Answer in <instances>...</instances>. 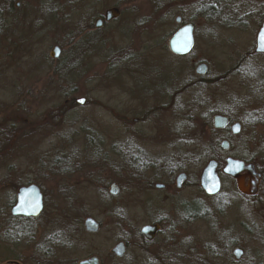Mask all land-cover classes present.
I'll return each instance as SVG.
<instances>
[{
  "label": "rangeland",
  "instance_id": "rangeland-1",
  "mask_svg": "<svg viewBox=\"0 0 264 264\" xmlns=\"http://www.w3.org/2000/svg\"><path fill=\"white\" fill-rule=\"evenodd\" d=\"M130 1L64 0V11L59 16L50 14L51 22L61 20L60 26L51 25L48 40L38 48L32 46L30 32L33 31L27 24L30 20L19 26L17 45L12 49L17 62L11 72L7 69L6 75H2L0 83V127L9 125L12 117H18L17 143L20 140L14 152L17 155L0 170V217L4 213L6 217L9 215V204L15 196L9 186L11 183H38L44 185L48 197L47 217L37 223L38 231L48 230L47 254L55 263L77 264L98 256L101 264H172L176 260L177 264H192L194 260L205 264V260L201 261L204 255L207 257L213 252L214 257H218L215 263L219 264L222 263L219 259L222 258V245L219 248L217 243L233 242L223 250L230 255L225 264H264V183L252 202L234 179L222 176V191L215 198L205 196L199 184L203 168L212 159V144L218 142L220 146L223 140L230 143V150L218 152L215 159L222 162L228 157L254 160L258 161L260 169L264 168V57L246 61L241 58L254 52L256 34L264 20V0H240L236 8L215 18L188 4L180 5L179 9L172 5L171 12H181L186 21L193 22L196 27L192 53L178 58L159 44L167 43L178 28L174 17L171 21L160 20L163 12L156 13L154 0ZM114 6L121 9L122 15L100 31L99 41L103 46L81 55L79 65L68 70L65 60L71 55L73 44L70 42L76 28L94 26L96 18ZM40 16L34 14L35 18ZM156 21L164 22L162 27L165 28L148 29L153 28ZM130 44L131 52L126 54ZM56 46L61 49L58 59L52 57ZM130 54L137 58L132 65L126 58ZM42 55L50 60L49 68L43 73L35 68ZM200 64L208 67L205 81L183 90L173 113L167 112L160 119L155 117L152 111L166 105L171 92L174 94L186 82L191 83L197 77L195 70ZM192 71L193 78L190 77ZM207 82L211 86L206 87ZM45 87L48 91L43 98ZM130 90L134 95L129 94ZM86 96L90 102L79 105L80 112L68 117L60 115L66 99ZM198 99L195 107L194 100ZM218 112L243 125L241 139L234 138L229 130L212 136L203 127V123L212 122ZM43 114L49 125L48 136L32 142L22 140L28 133L26 121L41 120ZM144 116L162 121L163 128L167 123L171 125V145L169 142L163 145L161 140L156 143L162 148L132 139L124 143L121 127L115 126L120 123L118 119H143ZM166 127L168 135L169 127ZM135 129L145 137L160 133L153 124H138ZM89 142L98 151L102 150L101 153H133L128 158L129 174L119 169L110 172L99 168L90 179L87 168V173L76 172L68 182L63 181L56 172L63 166H87L86 161L95 159L94 154L100 160V153L87 148ZM138 149L166 153L161 161L172 159L175 162L173 171H138L136 166L143 168V160L136 154ZM181 172L187 174L188 181L182 190L175 189V201L171 204L147 205L144 202V205L141 202L145 194L136 188L132 190L127 183L121 185L118 198L109 195L111 177L120 180L128 175L130 183H139L140 177L145 176L169 183ZM244 183L248 186L247 179ZM162 195L170 196L168 192ZM182 203H199L192 212L202 206L204 217L199 213L193 217L195 219H186ZM88 217L100 223L104 230L96 235L86 233L83 223ZM157 220H166L175 226L174 243L171 249L157 252L155 248L162 240L160 237L149 246V251H142L139 230ZM64 230L71 231L70 247L66 246L67 236L58 237ZM41 238L39 235L36 239ZM54 240L66 242L58 245L52 243ZM119 242L127 244L122 259L111 254ZM237 248L244 252L240 260L233 256ZM19 253L26 256L34 254V250L23 249Z\"/></svg>",
  "mask_w": 264,
  "mask_h": 264
},
{
  "label": "flooded vegetation",
  "instance_id": "flooded-vegetation-1",
  "mask_svg": "<svg viewBox=\"0 0 264 264\" xmlns=\"http://www.w3.org/2000/svg\"><path fill=\"white\" fill-rule=\"evenodd\" d=\"M96 1H100V0H96ZM136 1L137 0H131L130 2H136ZM154 1H155L156 13L157 12H163V15H161L160 20H163L165 18V19L171 21V19L174 17V22L178 26V28L172 33V36L183 26L192 25L193 29H194V38H195V42H196L195 24L193 22L186 21L184 15L181 12H179V11L171 12V6L172 5L174 6V8L176 7L177 9H179L180 5L182 7L183 5L188 4L192 7L199 8V12L201 11L202 13H205V14L208 12L209 14H207V15L210 18H215L217 16H223L225 12H228V11L236 8V6L238 5L240 0H154ZM256 3H257V1H256ZM111 9H117L118 10V16L115 19L107 22L105 19V14L108 10H111ZM108 10L105 11L104 15H99L96 18V21L98 19H100L102 21V27L101 28L96 27V21H95L94 27H95L96 31H102L105 26L114 23L122 15L121 9L117 6H114ZM62 11H64V0H0V83H1L2 75H6L7 69L11 72V70L14 68L15 63L17 62V59L14 56V55H16V54H14L15 51L13 52L12 49H13L14 45L17 43L16 42L17 41L16 35H17V31H18L19 26H22V24H24V23L28 22V20H30L27 24L30 25L31 31H33V32H30V36H33L32 46L38 48L39 45H43L48 40L49 29H50L51 25H53V24L58 25V23H61V20L57 21V22L56 21L51 22L50 21L51 20L50 14H56L59 16ZM34 14H41V16L35 18ZM177 18H180V22H177ZM263 22H264V20L260 24L259 30L256 34V38H257L258 34L260 33ZM168 23H169V21H168ZM163 25H164V22L156 21L152 25L153 28H150V27L149 28L147 27V28L148 29H157V28L164 29L165 27H162ZM59 26H60V24L58 25V27ZM170 38H169V40H170ZM256 38H255V45H254L253 54H246V55L242 56L241 57L242 61L251 60L252 58H257V57H264V54H256L255 53ZM169 40L167 43L161 42L159 44H160V46L164 47V51L166 50L167 52H169V54L171 56L178 58V56H175L170 52ZM101 46H103L102 43L100 44L99 48H101ZM130 46H131V44L129 45V49L126 50V54L131 52ZM56 47H58V46H56ZM59 50H61V49H59ZM132 56H133L132 54H130L129 56L127 55V57L125 56L127 59H129V62H130L129 65H132L133 62L137 61V58L132 57ZM59 57H60V55H59ZM185 57H187V56H185ZM139 58H142V57H138V59ZM49 64H50L49 57L46 58L45 55H42L41 61L37 62V64L35 65V68L38 69V71H41V73H43L44 70L46 71V69L49 68ZM35 72L38 73L37 71H35ZM45 73H47V72H45ZM195 74H196V72H195ZM196 76L199 78H203L205 75L199 76L196 74ZM1 88L2 87L0 85V89ZM47 91H48L47 87L43 88V91H42V97L43 98H44V94L45 95L47 94ZM129 94L131 96L134 95L132 90L129 91ZM172 94H173L172 92L169 94V100L170 101L166 105L161 106V107H167L168 106L172 110L169 113H173V108L177 104V101H175L174 104H171L172 99H173ZM82 98H85L87 100L86 104H88L90 102L89 97L86 96V97H82ZM76 100H77V98L73 99V104L76 107H80L77 104ZM215 116H217V115H215ZM221 116H223V115H221ZM225 117H227V116H225ZM213 118H212V123H211L212 127H213ZM18 119H19L18 117H16V119H13V117H12L11 121L9 122V125L0 127V149L3 147L5 149V153H0V170H2L6 166L5 164L9 160L12 161L14 159V157L17 155V153H14V152L17 150V145H18L17 140L19 139L18 138V134H19V132H18V126H19ZM118 121L120 123L115 124V126L117 125L116 127H119V126L121 127L122 136L125 137V139H126L124 141V143H128L130 141V139H132L135 142H141V141L142 142L143 141L149 142V143H151V145L153 144L154 147L159 145L158 146L159 148L163 147L161 144L156 143V141H159V140L164 142L163 145H166V143L167 144L170 143L169 145L172 144L173 138H172L171 125L169 123L166 124L169 127L168 135H167L166 134L167 127L165 125V128H163V123L160 120L156 121L155 119L147 118L144 116L143 119H133V120H130V119H127L124 117V118L118 119ZM234 123H239L241 125V130H240V133L238 135L233 136L232 133H231V135L236 139H241V136L243 134V125L239 121H237L236 119L234 121L230 120V124H234ZM138 124H153L155 127V130L160 132V133H158V135L159 134L160 135L159 136L156 135L153 137H148V136L145 137L143 133H139L136 131L135 127ZM25 125L28 126V133L24 134L25 136H23L22 140H28L29 142H32V141L37 140V139L43 140L45 137L48 136L49 125H48V122L46 119V114L42 115L41 120H38V119L35 120V119L31 118L29 122L26 121ZM213 130L216 134L218 132L226 131V130H229L231 132L230 127H227L225 129H222V130H216L213 127ZM112 134H113V132L111 131L110 132L111 138H113ZM254 136L255 135H253V137ZM224 141H226V140H223L222 142H224ZM221 144H220V147H221ZM7 145H9V146H7ZM127 146H129V144H127ZM7 147H8V149L10 148V151H7L8 150ZM229 150H230V143H229V149L228 150H223L221 147L220 152L221 153L222 152L227 153V152H229ZM138 152L139 153H136V154L139 155L140 160H143V162H141V164L143 165V168H141L142 166H140V165L138 167L137 166L135 167L138 171H140L142 173H151V172L155 173L158 171L163 172L164 170L167 171V169L169 170V172L173 171V165L175 162L172 159L169 162H167L165 160L161 161L162 155H165L166 153L148 151L147 149H144V151H141L138 149ZM241 153H246V152H241ZM31 154H33V153H29V155H31ZM94 155H95V159L91 158L92 159L91 162H88V160L86 161V163H88L87 166L85 164L84 165L79 164V165H76L75 167H72V168L67 167V166H63L62 168H60L59 171H56V172H58L60 178L65 182H68V180L74 176L73 173H76V172L77 173L78 172L87 173V170H88L87 168L90 169L88 171L90 179H93L92 175H94V171L98 170L99 168H101L100 170H108L110 172H113L114 169H119V170H121L120 172L123 173L125 171L127 174H129L131 165H128V163H129L128 158H129V156L134 155V154L128 153V152L127 153L126 152H123V153H100V160H103V161H100L96 154H94ZM94 155H92V156L94 157ZM84 156L87 158V155H84ZM228 158H232V157H228ZM235 159H237V158H235ZM136 160H134V161H136ZM214 160H216V159H214ZM237 160H241V159H237ZM225 161H224V165L222 167H221V164L219 163V161H217L219 163L218 171H219L220 175H221V170L225 166ZM241 161H244L246 164H253L256 172L261 175V181H260L258 192H257V194H258L260 191L262 181H263V175L260 172V168L258 167L259 166L258 161H254V160H248V161L241 160ZM98 164H100L101 166H97ZM137 164H140V163H137ZM78 168H79V170H78ZM68 170H70V171H68ZM54 173H55V171H54ZM183 173H185V172H183ZM243 175L245 176V180L247 179L249 182V176L247 175V173H245ZM177 176L174 178V180L171 179L169 183H166V182L160 183V182H157L156 179H152V178L144 176L141 178L139 183H137L136 185H134V183H133V185L130 184L128 175L126 177L124 175L121 178L122 180L121 179L120 180L114 179V177H111L112 183L109 187V195H110L111 186L113 184H116L118 189H119V195L117 197H113V198H118L120 196V193H121V185H124V183H127V185L132 187L131 188L132 190H134L133 188H136L140 192H142V194H145V196H144L145 198L142 199L143 202H141L142 204L144 202L147 205H153L156 203L159 205H163L166 203L171 204V203H173V201H175V198L173 197L174 196L173 192H175V189H176V191H178L177 186H176ZM222 176L223 175H221V178H222ZM52 178H55V177H52ZM96 181L98 182L99 180H96ZM97 182H96V184H97ZM32 184L38 186L42 195H43V211H42V213L38 217L13 216L11 213V210L17 204V195H18L19 189L22 187L32 185ZM186 184H187V182H186ZM186 184L184 185V187L186 186ZM9 186L11 187V189H13L15 191V196L12 199L11 203L9 204V206H10L9 215H7V217H6L4 215L5 214L4 213L0 217V264H63L60 261L58 263H55L53 260H51L52 261V263H51L50 256H48V254H47V250H48V246H49V244H48L49 243V236L47 235L48 230L44 228L45 229L44 231H42L43 229L38 231L37 223L42 221L44 218L47 217L45 213L47 211L46 209L48 206V197L46 195V192L43 189L44 185L38 184V183H28L26 185H19L17 183H11ZM182 189H180V190H182ZM163 192L164 193L168 192L170 196H165V195L163 196L162 195ZM166 195H168V194H166ZM256 195L249 197L251 202L255 201ZM145 203H144V205H145ZM185 204H187V203H182L181 204L182 207ZM181 209H183V208H181ZM201 211L203 213V212H205V209L201 208ZM88 218H91V217H88ZM88 218H86V219H88ZM85 220H84V222H85ZM99 225H100V230L97 234H99L101 232V226L102 225L100 223H99ZM42 226H44V225H42ZM83 226H84V223H83ZM147 226L151 227V228H155V231L150 233V236H151L150 239H148L141 232L142 228L147 227ZM44 227L47 228L48 226L45 225ZM143 227L139 230V234L143 237V240H144L143 246L139 247V248H141L142 251H146V252L149 251L150 250L149 246L152 243L156 242L158 239H160V237H162V240L159 241V243H158L159 245L156 246L155 251L161 252V251H164L167 249H171V247L174 243V230H175L174 225L166 223V220H164V221L163 220H159V221L157 220V221L152 222L150 224H147ZM84 230L88 234H93V233L87 232L85 229V226H84ZM137 232H138V230H137ZM38 234L40 235V237H42L40 240L36 239L39 237ZM55 235L58 236V233ZM64 235L67 236V238H66L67 245L66 246H69L68 242H69V239L71 238V231L70 230H64L60 233V235L58 237L60 239H62V238H65ZM93 235H96V234H93ZM36 240H37V243H36ZM65 242H61L60 240H54L52 243H55L58 245H64ZM124 244H125V247L127 249V244L126 243H124ZM23 249H25V250L28 249V251L34 250V254L31 253V255H30L29 253H27L26 256L22 255L19 253V251L23 250ZM204 253H205V251H204ZM204 257H205V255H204ZM100 262H101V260H100ZM77 264H78V262H77Z\"/></svg>",
  "mask_w": 264,
  "mask_h": 264
},
{
  "label": "water",
  "instance_id": "water-1",
  "mask_svg": "<svg viewBox=\"0 0 264 264\" xmlns=\"http://www.w3.org/2000/svg\"><path fill=\"white\" fill-rule=\"evenodd\" d=\"M118 16L117 9L108 10L105 14L107 22L115 19ZM177 22H180V18H177ZM96 27H102V21L98 19L96 21ZM195 38L194 29L192 25H186L180 28L169 40L170 52L178 57L188 56L194 49ZM256 54H264V22L262 24L260 33L256 38ZM60 50L55 47L52 51V57L58 59ZM208 67L206 64H200L196 69V74L203 76L207 73ZM77 104L84 106L87 102L85 98L76 100ZM213 127L216 130H222L230 127L233 136L240 133L241 125L239 123L230 124V119L225 116L217 115L213 118ZM221 147L223 150L229 149V143L227 141L222 142ZM219 163L211 159L203 168L200 175V188L205 196L209 198L217 197L222 191V178L223 175L226 178L234 179L239 183V189L243 194L248 196H254L258 192L259 184L261 181V175L256 172L253 164H246L244 161L227 158L225 166L221 170V175L218 171ZM247 173L249 176L248 186H245V176ZM188 180L186 173H180L176 178L177 189L180 190L184 187ZM110 195L117 197L119 195V189L116 184H113L110 188ZM43 211V195L38 186L32 184L26 187H22L18 191L17 204L11 210L13 216H25V217H38ZM84 226L87 232L97 234L100 230V225L92 218H88L84 222ZM155 228L143 227L141 232L148 239L151 238L150 233L154 232ZM126 247L123 242L116 244L111 253L118 259H122L125 256ZM244 252L241 249H235L233 256L236 260H240ZM78 264H101L98 256H91L84 259Z\"/></svg>",
  "mask_w": 264,
  "mask_h": 264
},
{
  "label": "trees",
  "instance_id": "trees-1",
  "mask_svg": "<svg viewBox=\"0 0 264 264\" xmlns=\"http://www.w3.org/2000/svg\"><path fill=\"white\" fill-rule=\"evenodd\" d=\"M99 34H100V31H96L95 30V27L93 25L84 26L82 28H76L75 34L73 35V41L70 42V44H73V47H72L71 53H70L71 55L70 56H67V59L65 60V62H66L65 67L67 65H69L68 70H71L73 68H76V66L79 65V62H78L79 59L78 58L81 57V55H85V54L89 53L91 50H94L95 51L96 49H100L99 46H100L101 42L99 41ZM72 55H73V58H72ZM77 70H78V68H77ZM193 76L194 75H193V71H192L190 77L193 78ZM184 81H185V79L183 80V82ZM202 81H205L204 80V77L203 78L195 77V79L191 83H189V84H188V82H186L177 93L172 94V98L173 99H172L171 104H174L175 101L178 100L177 98H178V96L180 94L183 93V90L192 89L194 86L199 85ZM205 86L208 87V86H211V85H209V83L207 82ZM69 99H66L65 105L60 108V109H62V111H60L61 112L60 115H62L63 117H68L71 114L74 115V114L80 112V108L76 107L73 104V99H71V98H69ZM198 102H199V99L198 100H194L195 107H197ZM170 111H172V110L167 106V107H159V108H156L152 112H153V115H155V117L157 116V118L159 117V119H160L162 117V115L166 114L167 112L169 113ZM218 114L219 115H223V116H227L223 112H218ZM174 115L176 116L175 113H174ZM229 118H230L231 121H234L235 120L233 117H229ZM210 122L211 121L204 122L203 123V127L206 130H208V132L212 136H216V134H215V132L213 130V127L210 125ZM19 143H20V140L18 141V144ZM87 145H88L87 148H92L93 150H96L97 153H101V151H102V150L101 151H98V149H96L94 146H92L93 144L90 143V142ZM220 151H221V147L219 146L218 142H216L215 145L212 144V149H211L212 159H215L216 154L218 152H220ZM0 153H5L4 147L0 149ZM217 161H219V163L221 164V167L224 165V162H222L220 160H217ZM260 172L263 175V181H262V183H264V168L263 169H260ZM140 179H141V177H140ZM130 181L131 180H129V182ZM137 183L138 182L134 183V185H136ZM130 184L133 185L132 182ZM197 205H199V203H187V204L183 205V209H182L183 210V215H184V217L186 219L193 218L195 216H198L199 213H202L201 209H198V210H195V212H192V210ZM201 208H202V206H201ZM204 214L205 213H202L201 217H204ZM193 219H195V218H193ZM103 230H104V227L101 226V232ZM138 235H139L141 244H144L143 237L140 234H138ZM217 244H218L217 246L219 248H220V245H222L221 246V250H220V256H222V258H219L222 263H219V264H225V263H227V260L230 259V255L228 254L229 252H224L223 253V250H226L229 247H231V245H233V242H228L227 244L226 243L225 244H220V242H218ZM208 256H209V258H208ZM208 256L207 257H204L203 259L201 258L202 259L201 261H204L205 260V262H203L205 264H209V263L210 264H216L215 263L216 262L215 259L218 258V257H214L213 252H209ZM225 256H226V260H225ZM209 261H211V262H209ZM102 264H104V263L102 262ZM172 264H177V260L174 261V262H172ZM192 264H199V263L196 262V260H194Z\"/></svg>",
  "mask_w": 264,
  "mask_h": 264
}]
</instances>
